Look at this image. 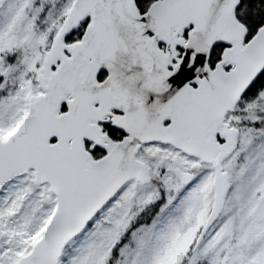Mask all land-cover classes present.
<instances>
[{
    "label": "snow or ice",
    "instance_id": "1",
    "mask_svg": "<svg viewBox=\"0 0 264 264\" xmlns=\"http://www.w3.org/2000/svg\"><path fill=\"white\" fill-rule=\"evenodd\" d=\"M0 264H264V0H0Z\"/></svg>",
    "mask_w": 264,
    "mask_h": 264
}]
</instances>
